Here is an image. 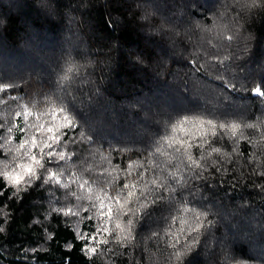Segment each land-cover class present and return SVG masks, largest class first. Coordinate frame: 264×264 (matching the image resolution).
<instances>
[{"label":"trees","instance_id":"obj_1","mask_svg":"<svg viewBox=\"0 0 264 264\" xmlns=\"http://www.w3.org/2000/svg\"><path fill=\"white\" fill-rule=\"evenodd\" d=\"M5 84L0 264H264V0H0Z\"/></svg>","mask_w":264,"mask_h":264},{"label":"snow or ice","instance_id":"obj_2","mask_svg":"<svg viewBox=\"0 0 264 264\" xmlns=\"http://www.w3.org/2000/svg\"><path fill=\"white\" fill-rule=\"evenodd\" d=\"M254 2H255V0H254ZM228 39L231 40V37H228ZM63 79H67V77L65 76V77H63ZM10 87H13V85H8V84L0 85V91H4V90H6L7 88H10ZM252 92H253V95H256V96H259V97H264V90L261 89L260 85L254 86V88L252 89ZM61 111H64V110L61 109ZM64 119L68 120L69 126H72V120H70L68 118V116H65ZM9 131H10V129H9ZM48 131L51 132L52 129L49 128ZM52 139L55 140L57 138L55 136H53ZM33 143H35V138H33ZM21 147H23V145H21ZM45 147L51 148L52 146L49 145V144H46ZM213 151L219 152L220 150L219 149H213ZM42 152H43V149H41V153ZM54 155L55 154L52 153L51 151L48 152L49 158H51ZM63 158H64L63 154H60V159H63ZM32 160L36 161V163L39 164V161L36 160L35 156L32 157ZM26 171H27L29 179H31L35 175V173L33 171V168L31 166L27 167ZM45 171L47 172V171H50V170L45 169ZM53 177H55V173H51V175L49 177L44 178L43 180H41V183H47L48 180L53 178ZM37 179H40V178L37 177ZM15 183H17V184L22 183V178L20 176H17V178L15 179ZM128 195L131 196V195H133V193L129 192ZM116 199L118 200V197ZM102 207H103V205H102ZM111 213H112V209L109 208L107 214L110 216ZM93 239H95V237H93ZM196 242H198V241L194 240L193 244L196 243ZM93 251H95V249H93ZM174 255L176 256L177 259H180V257H181V253H175Z\"/></svg>","mask_w":264,"mask_h":264}]
</instances>
